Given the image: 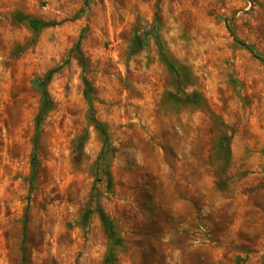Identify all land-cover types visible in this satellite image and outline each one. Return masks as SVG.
Returning a JSON list of instances; mask_svg holds the SVG:
<instances>
[{
  "label": "rangeland",
  "instance_id": "obj_1",
  "mask_svg": "<svg viewBox=\"0 0 264 264\" xmlns=\"http://www.w3.org/2000/svg\"><path fill=\"white\" fill-rule=\"evenodd\" d=\"M260 58L264 0H0V264L23 244L27 264H105L98 207L118 264H264ZM58 67L31 180L35 82ZM83 77L111 137L103 171Z\"/></svg>",
  "mask_w": 264,
  "mask_h": 264
},
{
  "label": "trees",
  "instance_id": "obj_2",
  "mask_svg": "<svg viewBox=\"0 0 264 264\" xmlns=\"http://www.w3.org/2000/svg\"><path fill=\"white\" fill-rule=\"evenodd\" d=\"M24 19H25V21H27L29 26L37 33L40 32L41 29H43L45 27H51V26L55 25V23H53V22H45L41 19L27 17V16L24 17ZM241 45L243 47L247 48L248 50H250L251 52H253V48L250 45L243 43V42H241ZM162 47H163V45H162ZM74 51L77 53L81 62L84 63L85 58H84V54L80 48V42L77 43ZM162 56L166 60V62L168 63V67H169L170 71L173 72V74H175L177 86L179 88H183L185 85H187L188 75L185 73V71L178 69L177 66L169 60L168 56L166 54H164V52H162ZM260 59L264 63V58H260ZM60 70H61V67L52 69L43 78L37 79L35 82V87L37 88V90L41 94V107H40L38 115L35 119V137H34L33 156H32L31 180H33L35 178V176L37 174V170H38V165H39V161H38V157H37V142H38L39 136L41 134V127H42V124H43L44 119L46 118L47 114L53 108V102H52L51 96H50L49 91H48V86L51 83L54 75L56 73H58ZM83 83L85 86V90H84L85 98H86V100L88 102V106H89V109H88L89 120L95 126L97 131L102 135L103 141H104L103 150H102L101 154L99 155L97 162H96V165L99 167V169H101L100 171H103V168L106 167V165L108 164L107 155L111 149V137H110L107 126L105 124H103L102 122H100L95 116V109L93 106L94 88H93L92 84L90 83V81L86 77H83ZM169 97L171 99H173L175 102H183V103L189 104V105L190 104L194 105V104L200 103L199 95L197 93H191V94L185 93L184 98H180L177 94L170 93ZM105 173L109 178L110 186H111L112 182H113V176H112L109 169L106 170ZM97 212L100 216V220H101L103 229H104L105 233L107 234L109 241H110V248H109V251H108L107 256L105 258V264H118V260L116 257V250L124 245V241L120 237V235L118 234L116 227L114 225L113 219L110 216H108L101 209V207L97 208ZM26 223H27V220L25 217L24 226H26ZM21 249L23 252L22 264H27L26 247L24 244H23Z\"/></svg>",
  "mask_w": 264,
  "mask_h": 264
}]
</instances>
